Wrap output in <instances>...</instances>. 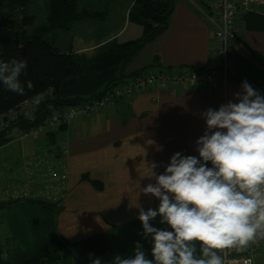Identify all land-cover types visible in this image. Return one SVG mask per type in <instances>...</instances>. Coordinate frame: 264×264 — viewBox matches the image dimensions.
<instances>
[{
	"label": "crops",
	"instance_id": "crops-1",
	"mask_svg": "<svg viewBox=\"0 0 264 264\" xmlns=\"http://www.w3.org/2000/svg\"><path fill=\"white\" fill-rule=\"evenodd\" d=\"M211 1L176 0L166 30L134 56L126 72L212 66L216 57ZM123 28L105 39L115 38ZM235 30L234 68L225 86L150 87L50 131L56 133L54 143H47L50 132L35 134L31 150L29 143L21 141L28 137L9 136L12 129L10 139L0 146V186L10 182L7 179L24 158L45 145H56L65 155L69 189L58 206L16 203L0 209L1 260L22 264L66 242L98 233L110 235L140 223L136 205L145 211L156 209L157 198L139 193L155 183L146 177L147 165L155 162L159 175L176 152L198 156L195 141L205 128L200 113L233 99L243 81L264 95V6L239 12ZM80 45L73 50L86 51L87 46Z\"/></svg>",
	"mask_w": 264,
	"mask_h": 264
},
{
	"label": "clouds",
	"instance_id": "clouds-1",
	"mask_svg": "<svg viewBox=\"0 0 264 264\" xmlns=\"http://www.w3.org/2000/svg\"><path fill=\"white\" fill-rule=\"evenodd\" d=\"M26 69L25 59L0 60V85L25 95L34 87L19 79ZM200 117L205 128L195 141L198 157L176 152L159 175L155 162L147 165L146 177L155 183L139 193L159 205L136 207L151 258L137 241L131 256L116 254L110 264H224L225 249L243 251L264 237V95L243 81L233 99ZM157 217L166 228L150 223Z\"/></svg>",
	"mask_w": 264,
	"mask_h": 264
},
{
	"label": "trees",
	"instance_id": "trees-1",
	"mask_svg": "<svg viewBox=\"0 0 264 264\" xmlns=\"http://www.w3.org/2000/svg\"><path fill=\"white\" fill-rule=\"evenodd\" d=\"M175 1L130 0L126 17L129 22L141 26V34L122 42L115 38L98 39L88 53L59 47L55 35L58 31H70L71 26L82 19L97 20L98 16L99 20H103L107 16L105 9L93 10L88 6L89 2L80 6L79 0H48L44 23L32 26L28 31L27 27L33 24L35 18L29 10L31 0H0V60L25 59L26 75L22 74L19 79L22 83L30 80L34 85L31 91L26 89L25 95L6 91L0 85V115L27 99L39 98L32 119L18 118L7 129L0 131V146L10 139L8 134L13 128L22 131L33 129L53 110L94 100L114 85L136 75L139 71L128 73L126 67L144 46L166 30ZM55 137V132L48 133L47 143H54ZM82 178L100 187L87 175H82ZM29 203L54 206L41 201ZM12 204L16 202H0V209ZM150 252L151 247L148 258H151ZM116 254L127 258L133 253L121 245L112 244L105 233H98L66 242L22 264H93L97 258L101 259V264H110ZM75 255L81 258L78 263L72 262ZM0 264L10 263L0 258Z\"/></svg>",
	"mask_w": 264,
	"mask_h": 264
},
{
	"label": "built area",
	"instance_id": "built-area-1",
	"mask_svg": "<svg viewBox=\"0 0 264 264\" xmlns=\"http://www.w3.org/2000/svg\"><path fill=\"white\" fill-rule=\"evenodd\" d=\"M252 5L264 6V0H212L209 4L212 24V41L215 61L209 68L192 67L149 69L139 72L124 83L114 85L100 97L81 105L53 110L37 127L24 132L32 137L40 132L56 130L78 117H85L92 111L103 108L120 98H128L133 93L150 87L193 88L199 83L211 87L225 86L233 71L232 48L236 40L235 21L239 12L248 10ZM39 98L27 99L15 108L0 115V131L7 129L18 118L32 119ZM56 145H45L33 155L22 160L0 186V202L15 201L29 203L41 201L58 206L68 192V166L63 152ZM264 237H257L243 251L225 249L220 255L224 264H263L260 248Z\"/></svg>",
	"mask_w": 264,
	"mask_h": 264
},
{
	"label": "rangeland",
	"instance_id": "rangeland-1",
	"mask_svg": "<svg viewBox=\"0 0 264 264\" xmlns=\"http://www.w3.org/2000/svg\"><path fill=\"white\" fill-rule=\"evenodd\" d=\"M48 0H31L29 10L34 14V22L31 26H28V31L32 26H37L44 23L46 6ZM130 0H79L80 6L89 2V5L93 10H103L107 12L106 18L99 20L82 19L76 22L71 26V30L68 32L58 31L55 35L56 44L63 48L75 49L80 44L82 46H87L86 51L89 53L92 45L95 44L98 39H105L111 35L117 34L120 28H124L121 32L116 35V40L122 42L129 38H134L140 34L141 26L135 24L134 22H129L126 17V8L129 5ZM102 15V14H101ZM145 47V46H144ZM143 47V48H144ZM142 48V49H143ZM81 118V117H78ZM77 119V118H76ZM25 131H20L17 127L13 128L9 136L18 139L23 136ZM58 137H61V134H58ZM23 143H29V148L35 146V135L32 138H22ZM29 141V142H28ZM18 142V141H17ZM15 145H18L17 143ZM26 154H31V151H27ZM19 165V164H18ZM16 165V166H18ZM6 208V207H5ZM159 217L152 220L150 223L157 228H166V225H161L159 223ZM170 230V229H169ZM142 232L141 223L130 225L122 231L115 232L113 234H106L109 238V241L115 245H121L133 253L134 245L139 241L143 245V249L146 254L150 247H152L151 239H144L140 235ZM261 260L264 264V244L260 248ZM81 258L78 255H75L72 258V262L78 263Z\"/></svg>",
	"mask_w": 264,
	"mask_h": 264
}]
</instances>
